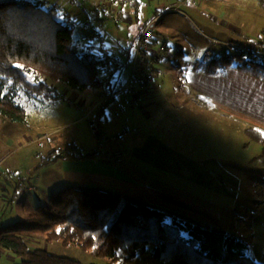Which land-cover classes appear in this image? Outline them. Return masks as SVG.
Wrapping results in <instances>:
<instances>
[{
    "label": "rangeland",
    "instance_id": "374dc122",
    "mask_svg": "<svg viewBox=\"0 0 264 264\" xmlns=\"http://www.w3.org/2000/svg\"><path fill=\"white\" fill-rule=\"evenodd\" d=\"M33 1L40 2L46 8L55 6L64 16L78 22L79 26L74 30L75 35L89 33L93 26L102 29L106 34V44L113 49L114 58L117 60L121 56V60H117V65L121 68L119 78L123 84L129 81L131 75L129 64L136 45V42L134 46L133 43L142 34L143 27L147 24L145 21L156 17L159 10L167 8L170 2L174 1L177 5V12H170L157 18V24L152 28L154 39L157 41L153 50L157 53L162 45L170 44L169 52L166 51L164 55L166 59L164 63L171 61L168 65L163 64L168 66L166 71L168 75L161 78V87L163 91H167L165 95L176 91L177 99L189 105L197 103L194 94L202 91L188 83V80L183 77L184 73L181 71L185 63L195 65L197 60L207 61L211 57L220 58V56L232 57L244 51L264 56V11L255 0H142V8L138 16L130 12L126 18L121 15V12L124 14L129 11L132 5L127 7L117 5L103 11L97 7L98 4L90 6V1L84 0ZM90 11H92L91 16ZM110 13L123 20L117 24L109 18ZM131 50L132 56L129 60ZM179 53L180 56H176ZM157 62L154 61V66ZM233 69H235L234 66L228 71H233ZM246 77L264 84L248 75ZM46 81L58 87L59 99L31 98L23 92L20 96V104L25 110L24 120L15 122L0 115V159L6 156L0 163V175H3L5 182L8 179L9 183H6L9 186L8 191L13 193L17 182L21 180L25 185L30 181L36 183L37 171L42 172V180L38 182L34 192L36 194L34 202H37V205L47 204L52 194L67 186L61 164H52L50 169H45V162L50 155L60 156L71 148H77L85 154L93 152L94 155L91 157L96 159L106 153L109 154L111 149H118L116 147L122 145L124 141V145L127 144L126 140H129L132 145L136 143L137 136L134 133L127 135L123 132L127 128L129 132H133L134 119L139 116L143 120L146 112V108L140 109L131 105L128 94L121 92L117 99L124 103L125 108L116 110L114 105L116 102H114L106 109L107 118L96 121L93 118L96 111L91 114L89 112L100 100L97 92L86 91L96 98L93 100L95 101L93 106L85 107L81 104V96L74 95L73 90L68 86L51 83L47 78ZM123 84L117 83V87L121 88ZM207 87L209 89L204 87L205 94L207 96L209 94L210 99L217 101L219 99L217 83L210 79ZM242 87L247 92L246 94L243 91V98L253 100V111L251 112H258V116L263 119L264 93L262 91L264 89L255 91L247 85H242ZM245 110L246 106L242 109L243 119H239L234 115L221 112L218 108L210 109L208 113L210 122L207 126L202 123L198 127H193L190 131L192 135H188L187 131L180 132L179 130L180 134L177 136L179 139L174 141L175 145L172 148L184 150L186 155L191 156L190 159H194L189 148L196 141L198 145H202L206 140L208 145L204 148L205 150L201 149L196 154L195 160L209 162L216 160L224 166L231 165V168L236 170L234 174L243 181L241 193L237 198L236 210L228 215L226 223L232 232L236 229V233L241 234L239 237H243L248 242L250 237L247 229L251 227L250 221L252 220L250 217L258 213L259 207L264 203V196L256 191L259 187L253 186L251 180L255 182L263 180L264 161L253 160L262 154L263 149L262 146L244 135L243 129L249 125L244 122L248 118L245 116ZM201 128L203 134L198 132L195 135V130L198 131ZM141 130V136L144 137L145 128L141 126ZM140 139L142 140V137ZM187 161L190 160L187 159ZM51 180L54 185L52 191L49 192L48 200L44 191L47 193V185L51 187ZM31 189H33L32 186ZM32 204L33 200L30 198L15 200L14 204L7 203L0 209V223L15 224L17 221L24 220L34 212ZM248 214H250L249 217H246ZM237 215L240 218L239 221L235 220ZM33 237H37L39 241ZM26 240L30 248H43L53 255L69 257L83 264H108L106 259L94 257L90 252L83 251L76 246H63L60 241L49 243L42 234H32L26 237ZM6 257L9 256L7 254L0 256V264H15ZM16 261H18L17 264L21 262L20 259ZM127 264L162 263L154 261L149 252H142L138 259L131 260Z\"/></svg>",
    "mask_w": 264,
    "mask_h": 264
},
{
    "label": "trees",
    "instance_id": "16d2710c",
    "mask_svg": "<svg viewBox=\"0 0 264 264\" xmlns=\"http://www.w3.org/2000/svg\"><path fill=\"white\" fill-rule=\"evenodd\" d=\"M255 1L264 11V0ZM69 19L55 6L46 8L33 0H0V115L22 122L23 92L31 98L59 99L58 87L46 78L78 92L105 87L99 55L84 53L73 43L75 33ZM233 66L264 83V56L247 51L197 60L194 70L217 77ZM107 105L99 106L95 119L103 120ZM244 135L262 146V154L254 160L264 161V130L248 126ZM93 155L71 148L60 156L50 155L45 166L65 158L87 160ZM32 234L44 235L49 243L76 246L108 264H127L142 252H149L162 264H260L250 255V245L243 237L94 188L65 187L24 220L0 223V249L20 259V264H83L43 248H30L26 237Z\"/></svg>",
    "mask_w": 264,
    "mask_h": 264
},
{
    "label": "crops",
    "instance_id": "0c3cea01",
    "mask_svg": "<svg viewBox=\"0 0 264 264\" xmlns=\"http://www.w3.org/2000/svg\"><path fill=\"white\" fill-rule=\"evenodd\" d=\"M101 1L91 0L90 6L96 5ZM119 1L118 6L121 7L132 5L129 11L124 12V14L121 12L123 17H128L130 12L138 16L141 12L140 10L143 2L130 3L128 5L124 3L123 0ZM169 5L167 8L159 10L156 17L147 19L145 24L153 22L152 28H154L155 24H157V18L163 15L165 16L170 12H177V5L174 1H171ZM91 12L92 11L89 12V15ZM100 31L106 35L102 29H100ZM136 40L137 39L134 40L133 46ZM165 46L169 52V48L171 47L170 44L165 43ZM110 49L113 53L112 47H110ZM131 53L132 50L129 52V60L132 56ZM176 56H180V53L176 54ZM120 57L121 56H119L117 60H121ZM162 60H157L158 62L155 64L154 83L139 93L137 104L135 105V107L140 109L146 108L145 118L142 120V118L138 116L139 120L135 118L134 125H132L133 132H129L128 128L123 132L124 134L127 133V135L134 133V135L137 136L136 143L131 145L129 140H126L124 137L127 144L124 145V141L122 145L116 147L122 149L124 152V158L121 161H114L112 157L106 153V155L96 159L88 158L87 160H78L75 158H65L52 164H61L62 170L65 173L64 179L65 184H67L66 187L80 190L94 188L112 194L115 193L132 204L153 206L160 210L170 212L175 216L178 215L189 222L191 221L225 234L230 233L241 236V234L239 235L236 233V229L235 232H232L231 228H229V225L226 223L228 215L233 214L232 212L236 210L237 198L241 193L243 181L238 178L239 176L234 174L236 170L232 169L231 165L224 166L223 163L216 160H212L211 162L206 160H195L196 154H198L201 149L205 150L204 148L208 145L206 140H204L202 145H198L196 141L192 144L191 148H189V152L193 153L194 159H190L191 156L188 154L186 155L184 150L175 147L172 148V146L175 145L174 141L179 139L177 136L182 130L183 132L187 131L188 135H192L190 131H192L193 127H198V125L202 123L207 126V123L210 122L208 114L210 109L218 108L227 115H234V117L243 119L242 109L246 106L245 116L248 118L244 122L249 124L248 126L264 130V117L261 119V117L258 116V112H251L253 111V100L250 98H243V91L246 94L247 92L246 89L242 87V85H247L251 89L258 91L259 89H264V84L248 79V77H246L247 75H243L236 69L227 71L228 73L225 72L220 74V76L210 78V76H204L194 70L195 65L185 63L183 71H181L184 73L183 77L188 80V83H191L202 91H198L194 94V99L197 103L194 102L189 105V103H182L179 98L177 99L175 95L176 91L168 92V94L165 95L167 91L162 90L161 78L166 76V74L168 75L166 72L168 66L165 65L170 64L171 60L168 61V63H164L166 59L163 58ZM117 68L119 69V73H117L115 79L117 83L121 85L123 84L119 78L121 68ZM210 79L217 83L219 98L217 101L210 99V95L208 94L207 96L204 92V87H206V89L208 88L207 85H209ZM71 90H73L74 95L78 97L81 96L80 101L83 106L89 107L95 102L93 100L96 97L92 94L86 91L78 92L72 88ZM96 92L100 96L99 90ZM262 92L264 93V91ZM182 96H184V94H182ZM163 98H165V100H162ZM109 101L110 102H107L108 105L106 109L114 102H116L114 104L116 110L125 108L124 103L122 101L120 102L117 97ZM164 101L166 103H164ZM99 106L100 105H98L96 109L93 107L90 111L97 112ZM106 109L101 114L102 118H107ZM250 112L251 114L249 115ZM131 115L135 116L133 113H131ZM98 120L99 119H96V121ZM141 126L145 128L144 134H147H145L144 137L141 136ZM246 128L243 129V132ZM202 131V128L198 129V131L195 130V135L198 134V132L203 134ZM140 137H142V140ZM4 158L0 159V163ZM187 159L190 161L188 162ZM52 164L44 166L45 169H50L49 167ZM37 172L36 183L30 181L25 185L23 181L20 180L16 183L13 193L8 191L9 186L6 184L9 183L8 179L5 182L3 175H0V209L7 205V203L14 204L15 200L19 201L30 198V200H33L32 205L34 209H32L35 211L39 205H37V202H34L36 196L34 192L38 182H40L43 177L42 172ZM251 181L253 186L259 187L256 191L264 196V178L261 181H257L258 183L255 182V180ZM52 183L53 181L51 180V187L47 185V193L44 191L48 200L50 198L48 197L49 192L52 191L51 189L54 185ZM20 184H24L26 187H21ZM31 186L33 189H31ZM32 193L34 194L27 195ZM258 211L259 212L253 215V217H250L252 220L250 221L251 227L247 229L249 230L248 235L250 237L248 243L250 245V255L252 258L256 262L264 264V203L259 207ZM249 215L250 214L246 217H249ZM238 219L240 220L237 215L235 220ZM33 238L39 241L37 237ZM4 254L9 256L6 258L12 263L17 264L18 261H16V259L18 258L6 250L0 249V256H4Z\"/></svg>",
    "mask_w": 264,
    "mask_h": 264
},
{
    "label": "built area",
    "instance_id": "2783aa9c",
    "mask_svg": "<svg viewBox=\"0 0 264 264\" xmlns=\"http://www.w3.org/2000/svg\"><path fill=\"white\" fill-rule=\"evenodd\" d=\"M84 1L91 2V0ZM119 2V0H104V2L98 3L97 7L105 11L110 7L119 5ZM123 2L129 5L130 3L142 2V0H123ZM109 18L113 19L117 24L123 20V18L116 17L112 13L109 14ZM69 21L75 30L78 27V22L71 18ZM152 24L153 22H148L143 27L142 34L136 40L133 58L129 64L131 75L129 81L123 84L121 88L117 87V81L115 79V76L119 73V69L117 68L119 65H117V61L110 47L106 44L105 35L102 31L93 26L89 33H82L81 35L74 36L73 43L80 46L82 52L92 53L95 51L100 57L101 77L103 81H105V87L100 90V100L97 102L96 106H94L95 109L98 105L104 104L110 99L117 97L121 92H126L130 97V104L136 105L139 93L154 83V61L165 58L164 55L167 51V47L164 44L157 53L153 52V47L156 45L157 41L154 39ZM91 113L92 111L89 112V114ZM109 155L116 162L124 158L122 149H111ZM20 186L26 187L24 184H20Z\"/></svg>",
    "mask_w": 264,
    "mask_h": 264
}]
</instances>
